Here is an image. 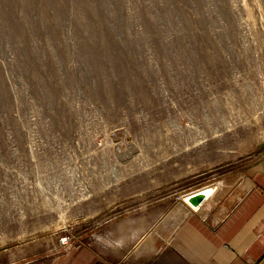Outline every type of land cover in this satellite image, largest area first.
Instances as JSON below:
<instances>
[{
    "label": "rangeland",
    "instance_id": "1",
    "mask_svg": "<svg viewBox=\"0 0 264 264\" xmlns=\"http://www.w3.org/2000/svg\"><path fill=\"white\" fill-rule=\"evenodd\" d=\"M258 171L264 0H0V264L148 261Z\"/></svg>",
    "mask_w": 264,
    "mask_h": 264
},
{
    "label": "crops",
    "instance_id": "2",
    "mask_svg": "<svg viewBox=\"0 0 264 264\" xmlns=\"http://www.w3.org/2000/svg\"><path fill=\"white\" fill-rule=\"evenodd\" d=\"M219 190L208 208L190 210L148 261L121 264H264V171L243 183L245 192L231 206L223 203ZM211 209L214 215L206 216ZM63 251L47 264H118L98 258L89 247Z\"/></svg>",
    "mask_w": 264,
    "mask_h": 264
},
{
    "label": "bare ground",
    "instance_id": "3",
    "mask_svg": "<svg viewBox=\"0 0 264 264\" xmlns=\"http://www.w3.org/2000/svg\"><path fill=\"white\" fill-rule=\"evenodd\" d=\"M221 184L222 183H219V182H215V183H212V184H209V185H204V186H201V187H199V188H196V189H193V190H191V191H188L187 193H185L182 197L188 202V203H190L192 206H193V208L195 209V210H197V211H202V209H204V208H206L209 204H210V202H211V199H212V197L214 196V195H212V193L214 192V190L215 189H218L220 186H221ZM247 188V187H246ZM202 193V194H204L203 196V201H201L200 203H192V195L194 196V194H197V193ZM214 198V197H213ZM208 208V207H207ZM209 209H210V207H209ZM208 209V210H209ZM206 211V210H205ZM208 212V211H207ZM137 228V227H136ZM135 228V230H134V232H136L137 231V229ZM138 230H140V232H141V235H140V232L138 231V235H140L139 237H141L142 236V234H143V230L141 229V227L140 228H138ZM135 235V234H134ZM127 238L128 237H126V235H122V236H120V238H118L117 240H116V244H118V245H122V244H124L125 242H126V240H127ZM66 245V244H65ZM67 249V248H66ZM64 252V251H63Z\"/></svg>",
    "mask_w": 264,
    "mask_h": 264
},
{
    "label": "water",
    "instance_id": "4",
    "mask_svg": "<svg viewBox=\"0 0 264 264\" xmlns=\"http://www.w3.org/2000/svg\"><path fill=\"white\" fill-rule=\"evenodd\" d=\"M204 194H202L201 192L200 193H197V194H194V196L192 195V203H200L203 199V196Z\"/></svg>",
    "mask_w": 264,
    "mask_h": 264
},
{
    "label": "built area",
    "instance_id": "5",
    "mask_svg": "<svg viewBox=\"0 0 264 264\" xmlns=\"http://www.w3.org/2000/svg\"><path fill=\"white\" fill-rule=\"evenodd\" d=\"M63 239V241L65 242V244H67V242L69 241V239H71V238H67L66 236H64V238H62Z\"/></svg>",
    "mask_w": 264,
    "mask_h": 264
}]
</instances>
